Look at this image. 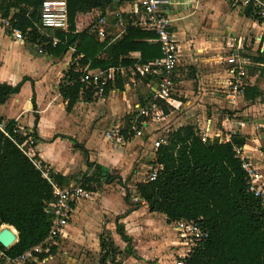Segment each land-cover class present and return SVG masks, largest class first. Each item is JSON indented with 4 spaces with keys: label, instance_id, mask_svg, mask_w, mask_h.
<instances>
[{
    "label": "crops",
    "instance_id": "crops-1",
    "mask_svg": "<svg viewBox=\"0 0 264 264\" xmlns=\"http://www.w3.org/2000/svg\"><path fill=\"white\" fill-rule=\"evenodd\" d=\"M117 2L108 4L109 7L105 14L108 23L105 38L109 39L108 43L120 37L116 36L117 29L113 26V12L128 15L135 22H138L142 15L139 0L122 1L118 6ZM243 10L244 6H241L236 0H231V2L229 0H172L171 30L177 37L180 52V61L173 81L176 86L175 96L180 105L177 110L171 109L168 114H164L162 120L149 122L142 130L147 134L154 130V126H157L162 128L157 133L159 136L180 126L192 125L199 133L206 124H209L210 138L208 141L227 142L231 139V135H238L240 139H243V145L240 147L243 155L249 157L256 165L259 178L264 182V149L259 145L261 136H253L255 146L251 145L249 141L251 136L247 135L257 133L256 126L252 129L248 127L250 130H247L246 123L238 118L243 117L247 112H256V109L264 111V84L258 83L259 73L264 74V71L260 63L252 60L264 50V22L246 17ZM4 21L7 22V25ZM13 30L7 19L0 18V38L3 39V49L0 51V82L16 85L24 77L27 79L23 81L18 93L11 95L4 104L0 105V117L3 118V122L14 120L18 126L29 129L32 135L34 133L37 137L34 148L37 158L54 173L69 176L71 178L69 184L80 182L85 174L89 175L92 172V169L86 165V161L100 165L107 170L109 175L117 177L110 183H105L102 179H99V182L102 181L109 185L121 177L125 179L123 176L125 171L126 178H129L130 173H134L131 166L129 168V163L132 157L139 152V148L136 149L137 144L133 146L132 141L134 139V142L136 141L138 144L144 143L141 146V151L149 162L146 164V170L143 168V179L140 182L146 181L147 174L155 165L152 163L155 152L151 145L157 136L154 138L143 136V142L138 140L140 136H131L123 146H116L103 138V132L107 128L115 126L126 128L125 125H130L137 108L152 100L154 78L149 74L142 75L137 71V68L144 65L139 61V52H129L124 57L130 60V63L123 66V74L119 76L124 82L122 90L112 89L100 101L93 98L90 102L79 99L70 111H66V101L62 99L58 88L69 64L75 61L74 58L72 61L74 49L70 47L58 57L47 51L46 54H43L44 47L27 42L25 36L21 42L15 40L12 36ZM96 39L99 42L105 40L97 37ZM27 46L36 48L38 54L50 57V60L42 61L43 73L39 77H35L33 73L26 70L33 65V60L24 54ZM14 48L20 50L19 56L12 54ZM232 48L249 60V64L245 66L244 70V87H257L260 95L253 101L246 100L244 96H241L237 99L236 105L229 106L226 94L228 92L227 81L230 76L227 73L228 65L225 64V57ZM39 49H42V52H39ZM60 61L63 66L58 69L57 64ZM46 73L48 75L44 78ZM25 88L29 90L28 97L19 105L17 104L19 96ZM181 95L184 96L181 98ZM32 97H34L35 107L31 104ZM141 102L144 104L141 105ZM223 103L228 108L233 107L234 111L228 112V115L225 114L223 118L219 119L214 112ZM205 105L210 106L214 112L207 114L206 117L202 114L198 115L197 110L201 111L202 108H206ZM16 106H18L17 109ZM47 114L50 116L49 123L44 122ZM236 115H238V119H233L232 117ZM171 120L177 123L175 127L168 126ZM194 122L199 123L195 124ZM249 137L250 139H248ZM62 142H67L69 156L66 162H60L56 157L53 158L51 154L47 153L49 144L57 145ZM129 147L131 148L129 149ZM83 151L87 153L86 158ZM48 155H50V159ZM80 171H84V173L77 176L76 172ZM132 181L135 184L139 182L135 181V178ZM118 182L120 183V181ZM93 192L98 193L93 196L98 207L94 211L91 208H86V211H83L81 206L84 204L81 203L85 201L75 204L69 224L54 247L55 252L56 247L60 246L58 250L62 251V261L66 264H92L93 259L84 258L82 255L78 256L73 253V250L86 246L98 252L101 237L118 247L115 237L113 240L105 237L99 230L102 219L105 216L106 219H110L113 217L112 213L117 216L116 227L117 224H122L125 235L133 242L137 239L134 230L144 231L146 229L143 239L145 243H148L147 248L151 247L149 244L154 243L152 242L156 238L154 233L163 236L164 232L169 234L167 227L174 229L173 223L167 224L162 214L149 212L147 205L143 202L136 209L131 210V205L125 201V198L117 201L105 193ZM137 199L134 195L135 202ZM88 210L89 212L91 210V214L88 213ZM150 218H158V225L155 227L144 226V221L148 224ZM164 223L167 225L166 228H164ZM9 227L17 233L13 227ZM152 228L154 229L151 230ZM115 233L119 236L117 229H115ZM119 238L122 240L120 236ZM178 240L177 237L171 245L177 248ZM181 245L184 246L180 250L184 251L186 248L184 242ZM135 249L137 248L135 247ZM54 252H50L49 255L40 259L41 262L29 264H55L57 255L55 256ZM127 253L132 255L134 250L130 247V252Z\"/></svg>",
    "mask_w": 264,
    "mask_h": 264
},
{
    "label": "trees",
    "instance_id": "trees-1",
    "mask_svg": "<svg viewBox=\"0 0 264 264\" xmlns=\"http://www.w3.org/2000/svg\"><path fill=\"white\" fill-rule=\"evenodd\" d=\"M43 1L0 0V18L7 19L9 26L19 30L27 42L41 45L56 57L70 47L74 49L72 61L81 56L69 64L59 84V93L66 101V111H70L79 99L92 101L91 88L85 89L80 82L84 65L88 64L89 69L124 66L130 63L124 57L134 51L139 52L141 64L161 57L160 45L154 40L155 33L132 24L125 14H122L127 21L125 32L113 42L108 43V38L99 42L90 28L106 14L109 5L103 0H66L67 30L52 33L58 40L57 45L52 47L49 38L33 24ZM122 1L133 0H118L117 6ZM243 13L246 17L264 22L258 9L251 5L245 6ZM252 60L260 63L264 71V50ZM26 79L24 77L16 85L0 82V105L18 93ZM123 85L118 76L113 84L106 87L105 95L112 89L122 90ZM259 95L257 87L243 89L246 100L253 101ZM157 103L163 114L170 112L171 108L160 101ZM31 104L35 107L34 97ZM0 122H3L2 117ZM5 123L8 136L0 131V225L11 226L17 232V241L6 250L8 255L15 257L47 236L51 215L45 209L53 194L49 181L12 140H22L13 132L14 120H5ZM165 135L166 143L156 149L152 161L160 167L155 179L135 184L137 202H129L128 193L125 196L130 209H136L143 202L149 212L162 214L167 224L181 219L195 221L206 231L207 238L192 248L184 264H264V210L259 199L248 190V177L235 151V147H242L243 139L231 135L227 142H203L192 125L180 126ZM32 136L37 138L34 133ZM83 154L86 158V151ZM86 165L92 172L85 174L80 182L88 190L93 191L90 183L99 182V179L110 183L117 178L109 175L100 165L89 161ZM48 174L57 186L70 183L69 176L51 170ZM116 229L126 243V252H130L131 240L125 235L122 224H117ZM0 248L3 247L0 245ZM103 251L105 255H102ZM53 252L54 247L51 249ZM100 254V264H103L109 254L114 258L116 247L101 237ZM39 257L42 259L46 255L40 254Z\"/></svg>",
    "mask_w": 264,
    "mask_h": 264
},
{
    "label": "built area",
    "instance_id": "built-area-1",
    "mask_svg": "<svg viewBox=\"0 0 264 264\" xmlns=\"http://www.w3.org/2000/svg\"><path fill=\"white\" fill-rule=\"evenodd\" d=\"M236 1L241 6L251 5L253 8L258 9V14L261 18H264L263 0ZM139 3L142 8L141 19L138 22L133 21L131 18L129 19L132 20V24L155 33L156 38L154 40L160 45L161 57L137 68L140 74H149L154 78L155 86L153 87L152 100L144 106L137 108L127 128L124 129L121 126H115L104 130L103 138L116 146L125 145L130 140L131 135L140 136L142 129H145V126L149 122L160 121L164 118L162 109L157 101L162 102L172 110H177L180 105L175 96L176 91L173 81L180 61V52L177 37L171 30L172 20L170 18V11L172 0H139ZM112 15L114 19L113 26L117 29L116 36H121L125 32L127 21L119 12H113ZM4 22L7 25V22ZM34 26L43 35L48 37L50 45L55 47L58 40L52 33L55 30L66 31L68 26L66 0H44L38 10V17L34 22ZM107 26L106 17H100L90 28V32L99 39H105ZM12 36L17 41L21 42L24 40V35L17 29L13 30ZM39 52H42V49H39ZM80 58L81 56H77L75 60L77 61ZM225 64L228 65L227 73L230 76L227 81V103L229 106H234L236 105L237 99L243 96V76L245 66L249 64V60L238 54V51L232 48L227 57H225ZM123 71L124 67L121 65L90 71L88 64H86L81 69L80 82L83 83L85 89L91 88L93 99L100 101L105 97L106 87L109 84H113L116 78L123 74ZM238 125L240 124L238 123ZM5 127L6 123L0 122V131L8 136ZM13 127V132L21 137L22 140L19 142L15 139L12 140L29 158L34 167L42 173V176L49 181L53 194L52 201L47 204L45 209L51 215V224L47 236L38 244L15 257L8 255L6 252L8 248H0V264H29L31 262H39L41 259L39 257L40 254L49 255L51 249L57 245L58 239L64 234L69 224L75 204L80 201L91 200L98 193L86 189L82 182L62 187L51 182L48 174L49 168L43 161L37 158L34 149L36 139L33 138L31 131L17 124ZM256 130L264 139V122L256 126ZM209 131V124H206L199 132V137L203 142L208 141L210 138ZM165 143L166 135L160 134L152 141V150L155 152L160 145ZM235 151L240 158L241 167L248 177V190L254 197L259 199L260 206L264 210V182L259 178L256 165L249 157L243 155L240 148L235 147ZM159 169L160 167L157 165L152 166L150 172L147 174L146 181L154 180ZM173 224L176 233L185 240L183 242L186 246L182 254L178 256L175 264H184L186 255L192 248L207 238V233L195 221L181 219ZM102 255H105V251L102 252ZM114 258L109 254L104 258L103 264H114Z\"/></svg>",
    "mask_w": 264,
    "mask_h": 264
},
{
    "label": "rangeland",
    "instance_id": "rangeland-1",
    "mask_svg": "<svg viewBox=\"0 0 264 264\" xmlns=\"http://www.w3.org/2000/svg\"><path fill=\"white\" fill-rule=\"evenodd\" d=\"M112 17H113V15H112ZM2 44H3V39L0 38V51H1V49H3ZM10 51H12V50H10ZM12 54L14 56H19L21 53H20L19 49L14 48L12 51ZM24 54H25V56H27V57L29 56L33 60V65L31 66V68H26V70L33 73L35 77H39L43 73L42 61H44V60L48 61V60H50V57L48 55L38 54L36 51V48L29 47V46H27L25 48ZM43 54H46V50L44 48H43ZM62 66H63V63L60 61L57 64V67H58V69H61ZM47 75L48 74L46 73L44 75V78H46ZM258 80H259L258 83L264 84V74L262 72L259 73ZM131 89H134V88L131 87ZM28 93H29L28 88H25L22 91V93L20 94L17 104L21 105L25 101V99L28 97ZM177 94H179V93H177ZM263 94H264V90H263ZM183 96L184 95H181V98ZM17 107L18 106H16V109H17ZM205 107L206 108H202L201 111L197 110L198 115L202 114V115H204V117H206L207 114H211L212 111L214 112V110L210 106L205 105ZM232 111H234L233 107L228 108L226 106V104L223 103L220 107H218L215 110L214 113L218 115L219 119H221V118H223V116L225 114L228 115V112H232ZM237 114L240 116L239 112ZM263 114H264L263 110L256 109V112H254V111L252 113L247 112L246 114L243 115V117H238V118H239V120H243V122L246 123L247 128L249 127L252 129L254 126H257L258 124L260 125L261 123L264 122ZM232 115H234V114H232ZM238 115L233 116L232 118L233 119L237 118ZM49 120H50V116H49V114H47L45 116L44 122L49 123L48 122ZM194 123L198 124L199 122H194ZM176 125H177V123L172 121V120L168 124V126H171V127H175ZM249 128L247 130H250ZM161 130H162V128H159L157 126H154V130L150 131L147 134H146V131L142 130V134L140 135V138H138V140L143 142V140H142V138H144L143 136H152L154 138V136H157V133L160 132ZM247 136H251V140H249V141H250L251 145H254L255 142L253 140L254 139L253 136H261V135L258 133H255V134H250ZM248 139H250V137ZM66 143L67 142H62V143L57 144V145L49 144L50 147L47 150V153L51 154V156L53 158L56 157L57 160L60 162H66L68 159V156H69V154L67 152ZM132 144H133V146H134V144H137L136 149L139 148L138 154L134 155L132 157L131 162L129 163V168L131 166L132 170H134V173H130L131 175L129 176V178H126L127 175H126V171H125V173H123V176H125V179H122V177H121L120 183L118 181H115L114 183L107 185V184L103 183L102 181L92 182V183H90V186L93 188V191H99V192L105 193V194L111 196L112 199H115L117 201H121L123 198H125L126 194L129 193L128 200L130 202H135V200H134L135 182L132 181V179L135 178V181L138 180L139 182H140V180L143 179L142 178L143 168L144 169L146 168V164L149 161L147 159H145L144 154L141 151V149H142L141 146L144 143L138 144V143H136V141L134 142V139H133ZM259 145L261 146V148L264 149V139L262 137H260V139H259ZM130 148L131 147H129V149ZM48 158L50 159V155H48ZM125 170H127V169H125ZM130 172H132V171H130ZM83 173H84V171L76 172V175L81 176ZM135 174H136V177H134ZM81 204H84L83 206H81V209L83 211H86V208H89V209L91 208L92 211H94L98 207V205L96 204L95 197L93 198V200H89V201L87 200L85 202H82ZM88 213L91 214V210H90V212L88 210ZM112 216L113 217H110V219H106V216H105L104 219H102V221H101V225H100L101 229L99 227L98 228L100 230V233H103V236L108 237L112 240H113V237H115V240L118 244V247H116V254H115V258H114L115 260L113 261L114 264H175V262L178 260V256L180 255L181 252H183L180 249L183 248L184 245L182 246L181 244L185 240L182 239L181 237H179V235L176 233V231L173 228H171L172 229L171 230L170 227L168 228L167 225H165V223H164V228L167 227V229H168L167 231L169 232V234H166L167 232H164L165 234H163V236H161V234L154 233V234H156V238L154 241H152L154 243L149 244V245H151L150 248L146 247V245L148 243H145L144 239H143V236H144L146 229H144V231H142L140 229H138L137 231L134 230V232L136 233L137 239L135 240V242H133L131 240V243H130V247L132 248V250H134V253L132 255L127 253L125 251V242L120 240L119 236L115 233V229H116L115 219L117 216L115 215V213H112ZM158 220H159L158 218H150L148 220V224L145 221L143 224H144V226L151 225L152 227L153 226L155 227L159 223ZM151 226H148V227H151ZM153 229L154 228H152L151 230H153ZM168 235L171 237H167ZM177 237L179 240H178V247L176 248V247H174V245H171V243H172V241H176ZM180 242H181V244H180ZM59 247L60 246H57L56 247L57 250L55 249V252H54V255L55 256L57 255V260H55V264H66L65 262L62 261L63 260L61 257L62 251L58 250ZM135 247L137 249H135ZM173 250L175 252H172ZM73 253L78 254V256L82 255V256H84V258L93 259L91 261L92 264H100V262H99L100 258H101L100 250L97 252V251L91 250L90 247L82 246L80 249H77V250L74 248ZM89 264H91V263H89Z\"/></svg>",
    "mask_w": 264,
    "mask_h": 264
},
{
    "label": "water",
    "instance_id": "water-1",
    "mask_svg": "<svg viewBox=\"0 0 264 264\" xmlns=\"http://www.w3.org/2000/svg\"><path fill=\"white\" fill-rule=\"evenodd\" d=\"M105 4H111L118 0H103ZM18 239L17 233H15L9 226L0 227V245L3 248H10Z\"/></svg>",
    "mask_w": 264,
    "mask_h": 264
}]
</instances>
